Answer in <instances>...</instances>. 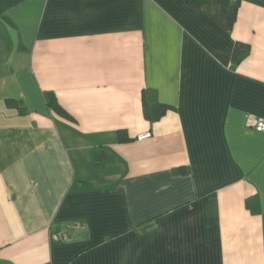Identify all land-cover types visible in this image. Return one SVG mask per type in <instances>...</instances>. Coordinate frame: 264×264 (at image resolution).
Wrapping results in <instances>:
<instances>
[{
  "label": "crops",
  "instance_id": "0c3cea01",
  "mask_svg": "<svg viewBox=\"0 0 264 264\" xmlns=\"http://www.w3.org/2000/svg\"><path fill=\"white\" fill-rule=\"evenodd\" d=\"M258 117L264 0H0V264H264Z\"/></svg>",
  "mask_w": 264,
  "mask_h": 264
},
{
  "label": "trees",
  "instance_id": "16d2710c",
  "mask_svg": "<svg viewBox=\"0 0 264 264\" xmlns=\"http://www.w3.org/2000/svg\"><path fill=\"white\" fill-rule=\"evenodd\" d=\"M188 2L200 8L210 17L215 19L219 24H221L225 29L231 30L237 19V13L239 8V0H188ZM249 46L241 43H237L234 49V58L238 62L243 57H245L249 52ZM45 101L49 108H51L55 113L66 118H73L69 112L63 108L59 103L57 96L52 91L44 92ZM8 105L20 106V102L15 99H7ZM170 105L160 102L156 92L151 89H145L143 93V111L145 118L151 122L159 120L168 109ZM21 113H24L21 109ZM118 141L129 142L133 138L129 136L128 131L125 129L118 130ZM96 158L100 160L103 155L97 151ZM177 171H183L179 169ZM250 206L249 199H247V206Z\"/></svg>",
  "mask_w": 264,
  "mask_h": 264
},
{
  "label": "built area",
  "instance_id": "2783aa9c",
  "mask_svg": "<svg viewBox=\"0 0 264 264\" xmlns=\"http://www.w3.org/2000/svg\"><path fill=\"white\" fill-rule=\"evenodd\" d=\"M254 129L260 132L264 131V117H258L256 118V121L254 122ZM147 135H150V133H147ZM57 240H63L62 235H54L53 236Z\"/></svg>",
  "mask_w": 264,
  "mask_h": 264
}]
</instances>
